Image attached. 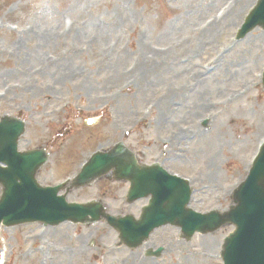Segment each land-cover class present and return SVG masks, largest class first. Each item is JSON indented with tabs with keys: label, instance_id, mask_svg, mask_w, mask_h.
<instances>
[{
	"label": "rangeland",
	"instance_id": "rangeland-1",
	"mask_svg": "<svg viewBox=\"0 0 264 264\" xmlns=\"http://www.w3.org/2000/svg\"><path fill=\"white\" fill-rule=\"evenodd\" d=\"M256 2L0 0V117L26 121L20 149L50 150L39 181L67 184L93 151L124 141L189 178L194 210L227 209L264 140V31L236 39ZM127 188L104 177L62 194L137 214L147 201L127 203ZM232 230L184 241L167 225L129 249L104 220L2 226L0 264H223ZM159 245L161 257H143Z\"/></svg>",
	"mask_w": 264,
	"mask_h": 264
},
{
	"label": "water",
	"instance_id": "water-1",
	"mask_svg": "<svg viewBox=\"0 0 264 264\" xmlns=\"http://www.w3.org/2000/svg\"><path fill=\"white\" fill-rule=\"evenodd\" d=\"M256 13L258 9L248 19L244 29L246 32L258 21ZM0 130V162L8 164L7 169L0 168V181L5 186L0 201V222L4 220L8 225L34 220L51 224L65 220L83 222L88 214H92L96 220L106 217L111 225L121 231L128 244L141 243L143 235H136L140 223L131 218L107 216L99 204H69L63 196H58L59 187L43 188L37 183L35 175L47 155L44 151L18 153V139L24 130L20 121L12 120ZM111 169L115 176L129 178L138 196L153 193L156 198L146 219L141 220L143 234L155 226L180 219L178 215L184 212V203L188 202V187L171 180L160 167L139 166L134 154L123 146H117L106 154L95 155L78 178L81 181L78 180L76 184H84L88 182L85 180L94 179ZM172 185H175V189L171 195ZM237 198L240 203L238 201L230 217L243 228L241 238L231 245L233 257L230 260L232 264H264V165L256 168Z\"/></svg>",
	"mask_w": 264,
	"mask_h": 264
},
{
	"label": "bare ground",
	"instance_id": "bare-ground-1",
	"mask_svg": "<svg viewBox=\"0 0 264 264\" xmlns=\"http://www.w3.org/2000/svg\"><path fill=\"white\" fill-rule=\"evenodd\" d=\"M137 72H139L138 74H141V75H143L142 74V72H143L145 75H147L146 78H149V76H152L151 70H150V68H148V64L147 63H145V69L138 67Z\"/></svg>",
	"mask_w": 264,
	"mask_h": 264
}]
</instances>
